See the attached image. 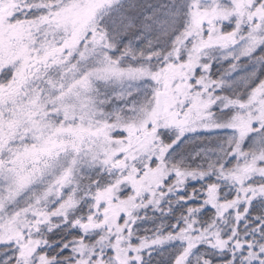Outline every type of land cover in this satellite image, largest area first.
I'll return each mask as SVG.
<instances>
[{"label": "snow or ice", "instance_id": "snow-or-ice-1", "mask_svg": "<svg viewBox=\"0 0 264 264\" xmlns=\"http://www.w3.org/2000/svg\"><path fill=\"white\" fill-rule=\"evenodd\" d=\"M0 264H264V0H0Z\"/></svg>", "mask_w": 264, "mask_h": 264}]
</instances>
